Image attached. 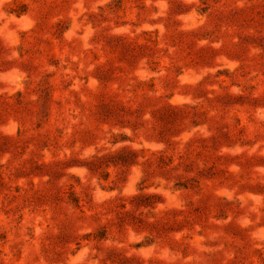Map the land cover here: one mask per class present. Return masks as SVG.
Listing matches in <instances>:
<instances>
[{
	"label": "rangeland",
	"instance_id": "374dc122",
	"mask_svg": "<svg viewBox=\"0 0 264 264\" xmlns=\"http://www.w3.org/2000/svg\"><path fill=\"white\" fill-rule=\"evenodd\" d=\"M0 264H264V0H0Z\"/></svg>",
	"mask_w": 264,
	"mask_h": 264
}]
</instances>
